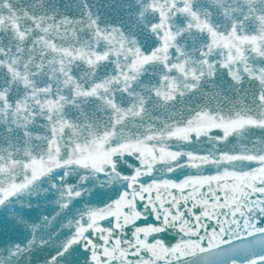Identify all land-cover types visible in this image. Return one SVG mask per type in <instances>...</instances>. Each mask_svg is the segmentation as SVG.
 I'll list each match as a JSON object with an SVG mask.
<instances>
[{
	"label": "snow or ice",
	"instance_id": "6c2138e0",
	"mask_svg": "<svg viewBox=\"0 0 264 264\" xmlns=\"http://www.w3.org/2000/svg\"><path fill=\"white\" fill-rule=\"evenodd\" d=\"M0 264H264V0H0Z\"/></svg>",
	"mask_w": 264,
	"mask_h": 264
}]
</instances>
